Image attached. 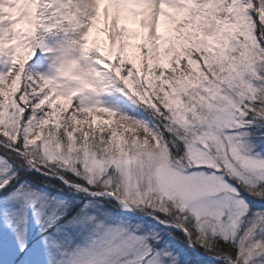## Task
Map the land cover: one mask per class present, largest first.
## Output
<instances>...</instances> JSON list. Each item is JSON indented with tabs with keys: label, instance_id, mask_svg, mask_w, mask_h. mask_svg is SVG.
<instances>
[{
	"label": "snow or ice",
	"instance_id": "6c2138e0",
	"mask_svg": "<svg viewBox=\"0 0 264 264\" xmlns=\"http://www.w3.org/2000/svg\"><path fill=\"white\" fill-rule=\"evenodd\" d=\"M0 264H264V0H0Z\"/></svg>",
	"mask_w": 264,
	"mask_h": 264
}]
</instances>
